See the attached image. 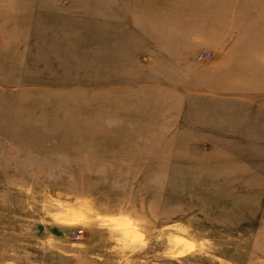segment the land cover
<instances>
[{
    "label": "rangeland",
    "instance_id": "obj_1",
    "mask_svg": "<svg viewBox=\"0 0 264 264\" xmlns=\"http://www.w3.org/2000/svg\"><path fill=\"white\" fill-rule=\"evenodd\" d=\"M178 11L0 0V264H264V93L203 89Z\"/></svg>",
    "mask_w": 264,
    "mask_h": 264
},
{
    "label": "crops",
    "instance_id": "obj_2",
    "mask_svg": "<svg viewBox=\"0 0 264 264\" xmlns=\"http://www.w3.org/2000/svg\"><path fill=\"white\" fill-rule=\"evenodd\" d=\"M191 1L194 3L192 7ZM184 2L177 0L179 34L183 32L182 23L186 21L182 34L187 39L186 43L210 46L205 51L211 53L212 58H217L216 68L201 73V77H207L203 89L215 93H264V70L252 74V81L248 84L246 71L226 73L224 65L230 61L229 48L234 44H257L259 47L249 49V52L257 51L259 60H264V0H187V10L181 7ZM243 49L247 48L243 46ZM234 78L237 81L232 82Z\"/></svg>",
    "mask_w": 264,
    "mask_h": 264
},
{
    "label": "built area",
    "instance_id": "obj_3",
    "mask_svg": "<svg viewBox=\"0 0 264 264\" xmlns=\"http://www.w3.org/2000/svg\"><path fill=\"white\" fill-rule=\"evenodd\" d=\"M207 55H209V53ZM203 57H204L203 55H199L198 59H202Z\"/></svg>",
    "mask_w": 264,
    "mask_h": 264
}]
</instances>
